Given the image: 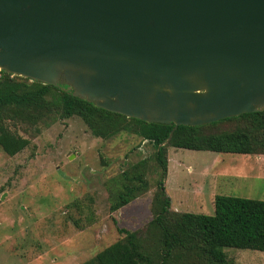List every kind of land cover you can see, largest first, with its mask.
<instances>
[{
  "label": "water",
  "instance_id": "water-1",
  "mask_svg": "<svg viewBox=\"0 0 264 264\" xmlns=\"http://www.w3.org/2000/svg\"><path fill=\"white\" fill-rule=\"evenodd\" d=\"M0 71L144 123L264 110V0H0Z\"/></svg>",
  "mask_w": 264,
  "mask_h": 264
},
{
  "label": "rangeland",
  "instance_id": "rangeland-1",
  "mask_svg": "<svg viewBox=\"0 0 264 264\" xmlns=\"http://www.w3.org/2000/svg\"><path fill=\"white\" fill-rule=\"evenodd\" d=\"M8 157L0 150V264H82L150 220L159 180L154 148L129 133L94 138L77 117L58 120ZM169 210L212 215L215 195L264 201V158L166 148ZM144 161L148 191L109 214L121 173ZM141 167H139L140 169ZM136 169V171H139ZM232 264H264V252L224 248Z\"/></svg>",
  "mask_w": 264,
  "mask_h": 264
},
{
  "label": "trees",
  "instance_id": "trees-1",
  "mask_svg": "<svg viewBox=\"0 0 264 264\" xmlns=\"http://www.w3.org/2000/svg\"><path fill=\"white\" fill-rule=\"evenodd\" d=\"M70 117L79 118L94 138L108 140L125 132L150 143L159 168L149 203L150 220L129 231L112 219L122 236L82 264H232L224 248L264 252V201L215 195L212 215L180 213L169 210L162 188L166 148L264 156V110L201 126H178L166 142L172 125L125 118L71 96L64 86L29 82L0 71V150L6 156L30 145L17 130L32 138ZM130 170L135 174L122 172L116 183L109 214L149 189L143 177L144 161Z\"/></svg>",
  "mask_w": 264,
  "mask_h": 264
},
{
  "label": "crops",
  "instance_id": "crops-1",
  "mask_svg": "<svg viewBox=\"0 0 264 264\" xmlns=\"http://www.w3.org/2000/svg\"><path fill=\"white\" fill-rule=\"evenodd\" d=\"M250 156H252V155H250ZM254 157L257 158V160H260V159L264 158V156H260V155L254 156ZM166 159H167L166 162H168V158H166ZM166 168H167V165H166Z\"/></svg>",
  "mask_w": 264,
  "mask_h": 264
}]
</instances>
